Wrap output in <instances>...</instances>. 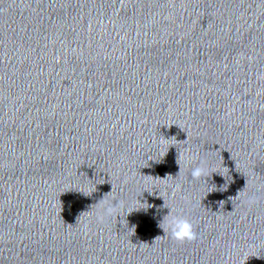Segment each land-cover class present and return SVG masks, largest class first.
Here are the masks:
<instances>
[{
  "label": "water",
  "instance_id": "obj_1",
  "mask_svg": "<svg viewBox=\"0 0 264 264\" xmlns=\"http://www.w3.org/2000/svg\"><path fill=\"white\" fill-rule=\"evenodd\" d=\"M0 264H264V0H0Z\"/></svg>",
  "mask_w": 264,
  "mask_h": 264
},
{
  "label": "clouds",
  "instance_id": "obj_2",
  "mask_svg": "<svg viewBox=\"0 0 264 264\" xmlns=\"http://www.w3.org/2000/svg\"><path fill=\"white\" fill-rule=\"evenodd\" d=\"M184 158L186 160H190L193 158V153L191 152L190 149H185ZM202 165H203V161H201V164H198L197 166H195L191 169L190 175H191L192 179H194V180L200 179L201 177H204L206 175V168L203 167ZM179 171H180V168H179ZM161 180H164V179H161ZM171 188H172V192L174 193L175 191H177L181 188V185L174 184V185H171ZM103 200H104V198L100 201H103ZM255 202H256V197L254 195L248 196V203L250 205L254 204ZM219 203L221 204V203H223V201H220ZM118 204H119V201H115V203L113 202L108 207H105L104 213L105 214H111ZM163 206L165 207V203ZM150 207H152V206L150 205ZM164 220L166 223V229H163L164 235H170L171 239H173L177 242L183 243L185 241H192L196 238V233L193 229V224L188 219H185V218L178 216V215H173L172 211L169 209V212L164 217ZM131 228H135V225H132ZM158 237H160V236H157L155 239H157ZM142 244H145V243H142Z\"/></svg>",
  "mask_w": 264,
  "mask_h": 264
}]
</instances>
